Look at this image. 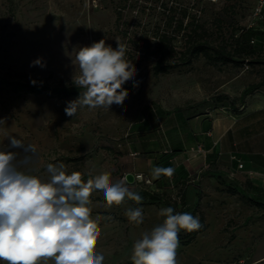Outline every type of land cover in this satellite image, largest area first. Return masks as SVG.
<instances>
[{"label":"rangeland","instance_id":"obj_1","mask_svg":"<svg viewBox=\"0 0 264 264\" xmlns=\"http://www.w3.org/2000/svg\"><path fill=\"white\" fill-rule=\"evenodd\" d=\"M254 3L103 0L100 7L93 8L89 0H0V120L4 121L0 124V150H8L9 136L25 145L35 144L37 155L29 165L19 164L22 149L10 150L18 153L20 171L42 181L50 179L46 170L49 163H63L69 174L78 171L88 175L84 182L102 172L110 173L112 182L120 180L125 176L122 167L150 150L141 141L143 137L152 138L158 126L165 139L158 109L173 111L191 105L194 112L205 105L228 104L231 99L240 104L242 88L261 80L264 53L258 49H262L263 34L240 37L248 28L264 31L261 18L252 14ZM163 33L174 37L176 52L170 61L178 66L157 73L153 66L158 54L147 45ZM192 38L226 47L234 60L223 62L213 53H199L191 63L181 64L180 52ZM101 39L113 49L117 41L125 45V59L137 70L134 80L139 86L133 87V80L123 85L128 91L123 105L84 107L69 117L64 109L79 95L30 92L18 84L26 78L45 84L73 82L75 50ZM38 58L45 67L30 66ZM216 96L223 102L216 101ZM123 144L131 154L123 150ZM147 176L150 183L135 180L127 186L133 192L159 191L162 198L158 202L132 208L123 201L108 207L102 190L91 192L89 207L100 232L96 250L104 256L103 264H133L134 242L143 232L162 224L165 217L159 212L169 203L176 212L183 209L199 220L201 215L204 218L196 235L179 231L178 264H264V258L256 260L264 237V207L255 210L243 195L236 205L220 196L187 197L188 178L175 181L165 175L161 177L164 186L158 188L153 177ZM136 208L143 211L139 225L125 214ZM0 264L5 262L0 260Z\"/></svg>","mask_w":264,"mask_h":264},{"label":"clouds","instance_id":"obj_2","mask_svg":"<svg viewBox=\"0 0 264 264\" xmlns=\"http://www.w3.org/2000/svg\"><path fill=\"white\" fill-rule=\"evenodd\" d=\"M117 45L113 49L101 39L75 50L73 83L85 91L67 103V116H75L84 107L123 105L128 96L123 85L133 80V87L139 86L134 80V64L125 59V45L118 41ZM35 65L46 66L39 58L30 66ZM7 139L8 150H0V260L5 264H48L49 260L54 264H103L105 258L96 250L98 220L92 218L89 198L92 191L102 190L108 207L125 198L139 203L142 197L129 189L128 177L112 182L110 173L102 172L84 182L80 172L69 174L63 163H49L50 179L42 181L20 171L18 153L10 150L22 149L19 164L29 165L37 155V146L25 145L15 136ZM173 173L171 167L153 169L156 178ZM173 213L172 207L161 209L162 224L143 232L134 242L133 264H178L179 231H196L201 224L190 213ZM125 214L131 222L143 223L141 208Z\"/></svg>","mask_w":264,"mask_h":264},{"label":"crops","instance_id":"obj_3","mask_svg":"<svg viewBox=\"0 0 264 264\" xmlns=\"http://www.w3.org/2000/svg\"><path fill=\"white\" fill-rule=\"evenodd\" d=\"M258 51L264 53V40ZM157 112V118H162L158 123L165 125V139L158 126L152 131V138L143 137L141 141L150 150L143 151V158H135L131 165L122 167L123 175L143 172L151 175L160 188L164 186L161 177L166 174L156 178L153 169L171 167L174 173L170 180L188 178L187 197L220 196L236 205L239 195H243L255 210L264 207V91L248 94L240 104L205 105L194 112L193 108ZM198 145L203 152L194 150ZM122 146L131 154L126 144ZM256 257L257 261L264 258V237Z\"/></svg>","mask_w":264,"mask_h":264},{"label":"trees","instance_id":"obj_4","mask_svg":"<svg viewBox=\"0 0 264 264\" xmlns=\"http://www.w3.org/2000/svg\"><path fill=\"white\" fill-rule=\"evenodd\" d=\"M256 33L263 34L264 31L256 32L254 31V29L248 28L246 31L242 32L240 37L247 38L248 36H252ZM173 38L174 37L172 35L163 33L158 36V39L155 43L153 44L149 43L147 45L148 48L153 46L154 47L153 51L156 54H158L157 61L155 65L153 66V68L155 69V72L157 73L166 72L178 66V62L170 61V58L176 52V46L173 43V40H174ZM199 53H204V54L213 53L216 58H218L219 60H222L223 62H231L234 60L233 53L227 50L226 47L214 46L208 42L196 41L195 39L192 38L191 41H185L184 50L180 52L181 64L191 63L192 58ZM261 62L264 65L263 58ZM32 81H33L32 79L26 78L23 81L18 82V84L25 87L26 90L30 92L46 91V92L54 93L59 96L80 95L83 91H85L84 89H79L78 87H76L73 82H68V83L61 82L58 84H45V83H37V81L34 80L36 81V83L33 84ZM261 87L264 89V74L261 80L250 83L242 89L241 94L239 96L240 100L243 101L248 94L258 90ZM215 100L218 102H223L222 101L223 98L221 96H216ZM205 102L206 100L200 101V103H205ZM232 103H234V99H231L228 104H232ZM222 105H226V104L224 103ZM187 108H193V106L189 105ZM87 176L88 175H82V178L87 177ZM135 193L139 194L142 197V200L139 203H137L134 200L128 199V198H125L124 200L127 203H130L132 208H135L141 204L158 202L162 198V194L159 191H147V190L141 189V190H136ZM182 200L183 202H185L184 194L182 195ZM250 200H253L255 203L259 204V201L254 197H250ZM168 207H172L174 209V206L170 203ZM176 213H185V211L183 209H180L178 212H176L174 209L173 214H176ZM203 220L204 218L201 215L200 220H199L201 227L199 230L190 232L192 236L196 235L199 231L202 230Z\"/></svg>","mask_w":264,"mask_h":264},{"label":"built area","instance_id":"obj_5","mask_svg":"<svg viewBox=\"0 0 264 264\" xmlns=\"http://www.w3.org/2000/svg\"><path fill=\"white\" fill-rule=\"evenodd\" d=\"M138 1L151 2L154 0H138ZM208 1L217 2L221 0H208ZM89 3L93 8H98L102 5L103 0H89ZM263 11H264V0H255L253 11H252L253 16L257 18H263ZM263 24H264V18H263ZM194 150H196L197 153L203 152V148L200 145H198ZM239 166L241 167L242 164H240ZM134 175H135V180L137 181H144L146 183L151 182L150 178L143 172H138V173H135Z\"/></svg>","mask_w":264,"mask_h":264},{"label":"water","instance_id":"obj_6","mask_svg":"<svg viewBox=\"0 0 264 264\" xmlns=\"http://www.w3.org/2000/svg\"><path fill=\"white\" fill-rule=\"evenodd\" d=\"M125 176L128 177V182L129 183H133L135 181V175H134V173L128 172V173L125 174Z\"/></svg>","mask_w":264,"mask_h":264}]
</instances>
